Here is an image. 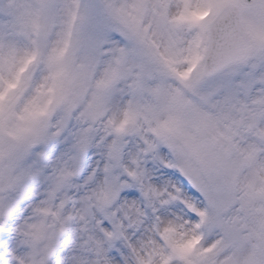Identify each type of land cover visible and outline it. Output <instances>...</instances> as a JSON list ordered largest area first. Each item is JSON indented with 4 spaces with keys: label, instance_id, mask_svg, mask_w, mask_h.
Instances as JSON below:
<instances>
[{
    "label": "snow or ice",
    "instance_id": "6c2138e0",
    "mask_svg": "<svg viewBox=\"0 0 264 264\" xmlns=\"http://www.w3.org/2000/svg\"><path fill=\"white\" fill-rule=\"evenodd\" d=\"M258 68L264 0H0V264H49L58 245L57 264H89L75 255L89 245L94 264H264V129L237 116ZM80 109L112 113L140 144L135 170L105 167L87 238L61 242L64 222L21 225V212ZM136 201L151 210L130 216ZM145 223L153 235L133 243Z\"/></svg>",
    "mask_w": 264,
    "mask_h": 264
},
{
    "label": "clouds",
    "instance_id": "9594fccd",
    "mask_svg": "<svg viewBox=\"0 0 264 264\" xmlns=\"http://www.w3.org/2000/svg\"><path fill=\"white\" fill-rule=\"evenodd\" d=\"M252 63L256 61L249 62V64ZM249 71H252L251 68ZM29 96L30 94L26 95L20 101L21 105L28 101ZM238 106L242 109L237 113L238 118H243L247 124L252 122L251 118L255 116L256 127L264 129V115H261L264 114V69H256L251 77L250 86L241 89ZM81 111L83 109L75 111L67 127L62 130L58 142L52 149L54 154H51L47 161L46 180L35 186V193H29L30 198L24 205L28 211L21 212L23 216L21 225L42 222L49 230L58 231L60 223L64 222L66 231L61 234V242L69 231L79 238H87L88 234L82 231L83 222L80 219L84 209L99 211L96 194L104 182L105 175H126L123 172L124 168L135 170L134 149L140 144L139 132L131 129L124 132L116 131L115 127L109 123L112 113L106 112L91 119L81 117ZM59 117L60 113H57L53 120ZM242 131L247 133L248 129L245 127ZM82 142L87 143L84 151H81ZM113 143L120 147L118 164L111 156ZM89 152L92 153L91 156L88 155ZM105 167L109 168L107 174L104 171ZM87 169L90 171L85 174ZM43 207L50 210L48 215L37 211L38 208ZM154 207L156 210L152 212L151 223H158L163 227L169 216L159 214L161 207L159 200L155 202ZM150 210L148 206L141 207V201H136L134 206L130 203L127 207L128 214L133 217L137 212L147 213ZM142 219L147 221L149 217L144 215ZM149 227V224H143L140 236H137L133 243L140 239L148 240L153 235L147 230ZM17 235L20 239H25L19 233ZM92 235L96 240L103 239L102 233L93 231ZM92 249L93 245H89L86 249L78 250L75 255L86 258L89 264H94L96 255ZM63 252V247L58 245L57 251L49 258V264L62 261ZM128 264H132L131 255H129Z\"/></svg>",
    "mask_w": 264,
    "mask_h": 264
}]
</instances>
